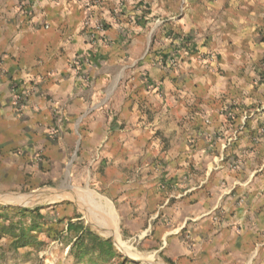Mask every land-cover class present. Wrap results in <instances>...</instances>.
Returning a JSON list of instances; mask_svg holds the SVG:
<instances>
[{"label": "crops", "instance_id": "crops-1", "mask_svg": "<svg viewBox=\"0 0 264 264\" xmlns=\"http://www.w3.org/2000/svg\"><path fill=\"white\" fill-rule=\"evenodd\" d=\"M3 165L61 195L51 264H264V0H0Z\"/></svg>", "mask_w": 264, "mask_h": 264}, {"label": "rangeland", "instance_id": "rangeland-1", "mask_svg": "<svg viewBox=\"0 0 264 264\" xmlns=\"http://www.w3.org/2000/svg\"><path fill=\"white\" fill-rule=\"evenodd\" d=\"M170 64L177 66V59H171ZM76 157L75 153L68 157L66 171L73 167L72 162H75ZM4 165L0 167V264L56 262L54 259L57 255L63 257L64 246L72 242L70 236L64 234L62 215L57 214V208H62L63 204L55 201L61 195L46 199V191L49 187L55 188V185L42 182V186H38V183L30 179V170L5 168ZM8 197L18 199L21 203H11L7 201ZM21 208H38L39 216L33 212L23 214L18 210ZM56 242L63 243L64 246L56 248ZM86 258L97 260L95 255ZM76 260L80 261L78 263L82 262L78 258ZM104 261L106 260L102 259Z\"/></svg>", "mask_w": 264, "mask_h": 264}, {"label": "trees", "instance_id": "trees-1", "mask_svg": "<svg viewBox=\"0 0 264 264\" xmlns=\"http://www.w3.org/2000/svg\"><path fill=\"white\" fill-rule=\"evenodd\" d=\"M23 214L36 213L39 216V209H18ZM68 231L71 233L73 231L77 234V239L75 241L74 247L72 249V254L83 260L87 256L98 254V257L106 261H111L112 259L118 257V254L113 246L111 240H103L95 233L90 230H86L84 226L80 223L69 224ZM25 231H23L24 233Z\"/></svg>", "mask_w": 264, "mask_h": 264}, {"label": "built area", "instance_id": "built-area-1", "mask_svg": "<svg viewBox=\"0 0 264 264\" xmlns=\"http://www.w3.org/2000/svg\"><path fill=\"white\" fill-rule=\"evenodd\" d=\"M99 31L103 32L102 28H98ZM89 56L87 55H83L82 57H80V59H78L76 65L78 67V72L80 73V77L83 80H86V76L83 72V69L85 68L86 65H88L90 63V60L88 58ZM11 98H12V103L13 106L16 108V110L18 112H23L24 110H26L28 108V103H29V97L28 94L26 92V90H24V88L22 87V85L18 84V83H12V88H11ZM60 124V122H59ZM56 125V129L53 130L54 132H58V125ZM237 168V167H235Z\"/></svg>", "mask_w": 264, "mask_h": 264}, {"label": "bare ground", "instance_id": "bare-ground-1", "mask_svg": "<svg viewBox=\"0 0 264 264\" xmlns=\"http://www.w3.org/2000/svg\"><path fill=\"white\" fill-rule=\"evenodd\" d=\"M7 201H11V203H12V202H17V201H14V200H9V199H8ZM17 203H19V202H17ZM20 203H21V202H20Z\"/></svg>", "mask_w": 264, "mask_h": 264}]
</instances>
